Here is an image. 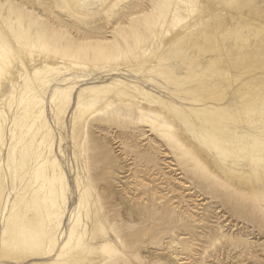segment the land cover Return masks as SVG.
<instances>
[{"label": "bare ground", "instance_id": "bare-ground-1", "mask_svg": "<svg viewBox=\"0 0 264 264\" xmlns=\"http://www.w3.org/2000/svg\"><path fill=\"white\" fill-rule=\"evenodd\" d=\"M54 1L78 20L92 16L83 9L86 2ZM5 6L7 15L0 13V23L11 39L0 28V264H126L112 239L122 244L121 236L103 213L89 171L88 121L113 106L125 108L110 113V119L131 120L136 113L142 122L166 127L163 136L174 147L196 156L198 164L221 181L244 185L245 195L258 198L252 179L264 186V80H257L264 77V56L261 47L247 51L251 36L258 43L264 33V9L257 0H210L205 7L195 0H157L139 14L132 13L129 0H101L100 12L109 17L111 27L108 37L81 33L77 38L66 27L58 42L57 27L46 28L42 15L33 17L12 1ZM182 9L194 13V19L180 15ZM100 64H107L111 72L124 66L157 87L175 86L190 106H180L135 80L113 77L88 83L85 71ZM176 65L186 68L184 77H178ZM239 67L248 77L261 75L242 82L224 76ZM51 91L52 121L68 132L84 167L73 189L56 154L46 110ZM179 91L174 94L180 96ZM207 101L212 104L199 107ZM256 114L262 120L249 123L259 127L258 135L244 124L251 136H231L236 126L247 123L241 115L251 119ZM63 140L60 135L58 152L64 158ZM245 161L248 174L234 167ZM17 178L19 188L12 183ZM73 191L77 201L70 210Z\"/></svg>", "mask_w": 264, "mask_h": 264}, {"label": "rangeland", "instance_id": "rangeland-1", "mask_svg": "<svg viewBox=\"0 0 264 264\" xmlns=\"http://www.w3.org/2000/svg\"><path fill=\"white\" fill-rule=\"evenodd\" d=\"M7 1H12L33 17L42 15L41 19H44L46 28H52L54 24L57 27L56 38H59L66 27L77 38L82 37L81 33L85 37L96 35V38L108 37L110 34L109 17L100 12L101 0H78L80 3L86 2L83 9L92 14L80 20L69 14L59 3L55 6L54 0H0V4H3L0 7L3 17L7 15L5 6ZM129 1L132 3L130 7L132 13L139 14L157 0ZM195 1L200 7H205L210 2ZM257 3L264 9V0H257ZM185 11L182 9L180 15L187 20H193L194 13L187 14ZM242 14L243 17L248 16L245 11H242ZM13 16L15 15H11L12 21ZM123 17L115 18L112 23L115 24ZM253 18L258 21L257 17ZM26 19L25 17L23 23L28 25L29 20L26 23ZM261 20H264V15ZM242 24L245 25V22ZM72 25L75 28L80 27V31H76ZM233 26L237 28V22ZM0 28L11 39L9 31L1 23ZM35 31L34 27L30 29L32 38ZM48 33L50 34V31ZM261 35L263 36L258 39V43H255L251 36L247 51L251 52L261 47L260 54L263 57L264 41L262 43L261 41L264 33ZM230 46L232 42L228 41L227 48ZM192 55L193 53L190 54ZM89 59H93L92 54H89ZM178 60L180 62V59ZM175 68L178 69V77H184L183 72H187L186 68L178 65ZM114 70L111 72L107 64H100L85 73L88 83L102 82L113 77L126 81L135 80L180 106H190L186 101H182L185 95L175 86H168L154 78L166 87V91L144 80L147 77L135 76L124 66ZM228 72H230L228 75H223L227 77L232 75L234 79L230 80L238 79L236 81L241 82L244 79L256 80L261 75L257 73L252 78L248 77L247 71L240 67L231 68ZM78 75L82 76V73ZM241 75L243 79L239 77ZM257 80L263 81L264 77ZM177 91L180 96L174 94ZM51 95L52 91L46 101V110L56 136V154L63 163L73 189L75 177L82 174L84 167L78 151L68 138V132H64L55 121H52ZM207 103L199 107L204 108L212 104L209 101ZM74 108L75 106L71 107V112L66 117L67 127ZM123 108H125L123 105L113 106L105 113L92 117L87 125V142L90 148L89 171L93 189L101 198L103 213L109 225L121 236L122 244L113 236L112 239L121 251L122 260H125L126 264H264V186L252 179L258 197L255 200L242 192H248L246 186L230 185L221 181L202 164L199 165L196 156L186 155L181 146L174 147L171 141L163 136V132L168 131L166 127L156 128L142 122L136 113H133L131 120H124L122 116L117 120L109 118L110 113L122 112ZM240 117L247 123L240 124V127L233 125L236 126V133L231 136H251L244 124L253 127L255 134L258 135L259 127L252 125L261 119L259 114L251 116V119H246L247 117L244 118L242 115ZM250 120L254 122L250 124ZM60 135L64 139L61 145L64 158L58 152ZM225 135L226 139L231 137L228 133ZM234 167L246 174L250 173L249 163L246 161L238 162ZM12 183L19 188V178L14 179ZM72 193L69 197L70 210L77 201V195L74 191ZM67 217L64 224L66 231L70 225Z\"/></svg>", "mask_w": 264, "mask_h": 264}]
</instances>
